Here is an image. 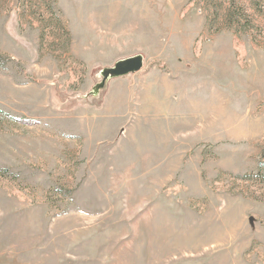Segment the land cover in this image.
Returning a JSON list of instances; mask_svg holds the SVG:
<instances>
[{
	"label": "rangeland",
	"instance_id": "1",
	"mask_svg": "<svg viewBox=\"0 0 264 264\" xmlns=\"http://www.w3.org/2000/svg\"><path fill=\"white\" fill-rule=\"evenodd\" d=\"M258 2L0 0V264H264ZM137 55L112 139L102 73Z\"/></svg>",
	"mask_w": 264,
	"mask_h": 264
},
{
	"label": "crops",
	"instance_id": "2",
	"mask_svg": "<svg viewBox=\"0 0 264 264\" xmlns=\"http://www.w3.org/2000/svg\"><path fill=\"white\" fill-rule=\"evenodd\" d=\"M131 76L132 75H127L125 77L117 78L111 81L109 85V90L106 93L103 102L101 103V105L97 106V114L90 120V124H93V126L98 125L100 127L99 129V131H101L100 134L107 133L109 131L112 133L116 132V134L112 136V139L119 140L118 138L121 137L120 132L122 130V123L125 121V116L129 114V110H128V102L130 101L129 99H131L132 95L133 97L136 96L135 93L136 81H135V77H131ZM154 81L157 83L170 84L171 80L169 78L159 77L157 80ZM161 112H163V110ZM163 113L165 114L166 112ZM125 132H127V130H125ZM128 136L129 137L131 136L130 138L133 139L132 134H129ZM164 138L165 136L156 132L155 137H153L152 139L157 141V139L164 140ZM132 139L129 140L131 141ZM164 145L165 144H161V147H163ZM157 153L159 154V156L157 157L162 156L160 157V160H163L165 158L163 157V155L165 156L164 153L162 154L160 151H158ZM157 157L147 162L156 164ZM171 162L172 161L169 158L168 159L169 166L171 165ZM130 165H132L131 170H134L135 169V167H133L134 164H130ZM171 172L172 170L170 169L168 173L171 174Z\"/></svg>",
	"mask_w": 264,
	"mask_h": 264
},
{
	"label": "water",
	"instance_id": "3",
	"mask_svg": "<svg viewBox=\"0 0 264 264\" xmlns=\"http://www.w3.org/2000/svg\"><path fill=\"white\" fill-rule=\"evenodd\" d=\"M142 68L143 57L141 55H137L128 59L118 61L114 67L105 69L102 74L104 76V79L106 80L109 77H119L130 73H135L140 71ZM104 86L105 83L102 82L98 85L97 89L103 88Z\"/></svg>",
	"mask_w": 264,
	"mask_h": 264
},
{
	"label": "trees",
	"instance_id": "4",
	"mask_svg": "<svg viewBox=\"0 0 264 264\" xmlns=\"http://www.w3.org/2000/svg\"><path fill=\"white\" fill-rule=\"evenodd\" d=\"M258 3L260 6V10H261L260 13L264 14V0H259ZM232 5L234 6L235 4H232ZM252 5L255 6L254 3H252ZM233 8H234L233 10L229 8L225 12V22L227 26L231 28H234V27L242 28V30H246L248 26H251L250 24L254 26L253 20H249L250 19L249 16H244L243 13L242 15H240V13H238L239 8L238 7H233Z\"/></svg>",
	"mask_w": 264,
	"mask_h": 264
}]
</instances>
